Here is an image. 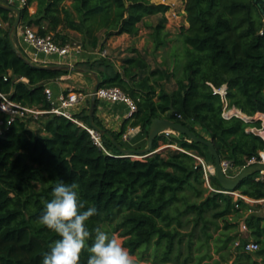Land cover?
I'll use <instances>...</instances> for the list:
<instances>
[{
    "label": "trees",
    "instance_id": "obj_1",
    "mask_svg": "<svg viewBox=\"0 0 264 264\" xmlns=\"http://www.w3.org/2000/svg\"><path fill=\"white\" fill-rule=\"evenodd\" d=\"M67 1L70 6L64 5ZM35 3L37 10L32 14ZM169 9L151 0H26L21 25L37 28L41 36L52 34L62 46L69 41L63 32L73 31L83 35L91 48L104 50L100 33L106 41L122 35L136 38L142 24L148 26V19L160 16L154 28L159 48L165 45L160 35ZM184 11L188 27H182L178 38L185 62L172 91L165 84L175 73L153 70L148 55L135 47L119 67L108 57L76 64L75 69L97 74L100 88H119L137 104V112L114 132L98 118L97 101L94 122L104 131L100 134L103 147L83 126L55 115L42 116L35 129L29 126L32 122H17L0 139V264H42L43 255L59 237L38 220L44 201L61 181L78 184L84 210L96 209L86 222L92 233L88 246L95 229L101 228L115 234L133 257H144L154 248L150 259L157 264H202L213 257L195 259L193 238L209 246L215 240L211 231L223 230L216 238L220 259L210 264L231 260L233 264H264V215L253 213L244 219L248 211L263 205L251 207L234 196L209 192L194 157L210 159L214 166L206 146L182 134L179 138L163 134L154 142V151L165 149L134 160L124 157L113 143L115 139L124 148L126 133L137 128L148 139L152 120L159 118L205 138L199 127L221 161H230L234 170L245 169L264 151V139L247 132L260 127L259 121L223 117L226 107L251 118L264 114V0H185ZM11 15L15 13L0 6V90L25 106L50 110L46 86L70 71L39 69L18 56L3 26L11 23ZM20 79L28 82H17ZM208 84L226 86L225 100ZM75 119L90 127L89 110L75 114ZM257 176L246 179L236 192L264 200V182L256 181ZM210 183L223 190L215 177ZM242 219L249 238L260 247L256 253L235 248ZM188 229L192 231L187 234ZM88 255L86 248L80 264H87Z\"/></svg>",
    "mask_w": 264,
    "mask_h": 264
},
{
    "label": "built area",
    "instance_id": "obj_2",
    "mask_svg": "<svg viewBox=\"0 0 264 264\" xmlns=\"http://www.w3.org/2000/svg\"><path fill=\"white\" fill-rule=\"evenodd\" d=\"M11 2H18L23 8L26 6V0H10ZM31 11V9H30ZM5 26V25H3ZM20 45L22 53L25 54L30 60L37 64H49L53 60L58 63L59 66L71 65V63L76 60L79 61L83 57L80 49H72L68 45H60L54 41L52 36H41L38 31H35L33 27L25 26L20 32ZM100 56L106 57L105 53H101ZM10 76L5 77V81H8ZM19 81H25V79H20ZM213 91L220 95L223 100L227 96V87L222 86L221 88H216L212 84H208ZM45 94L48 102L51 104L50 110H43L38 107L25 106L20 102L15 101L10 93H5L0 90V139L3 138L6 133L17 123H28L36 122L44 115H55L58 117L66 118L76 124L83 126L95 140L96 144L100 147L102 146L100 134L93 130L91 127L84 126L78 120L75 119V114L77 107L81 102L87 100L90 101L96 98L97 101L106 102L109 104H122L127 108L128 115L131 117L137 112V104L123 93L119 88H99L97 92L93 89L88 93L79 92L76 90H68L66 92L60 93L58 96H54L53 91L46 87ZM235 109L228 110L227 107L224 110L223 117L229 120L233 117H239L244 120V116H239L233 113ZM243 115V114H242ZM251 118V117H250ZM260 122V127H251L247 129V132L257 135L264 139V114H257L255 117L251 118ZM251 120V121H252ZM245 121V120H244ZM246 122V121H245ZM126 138V135H125ZM159 152V150L155 151ZM198 162V165L202 168L203 178L205 180V187L210 193H222L226 195H231L235 197V200H243L251 205H264V200L255 201L251 200L238 192L229 193L224 190H216L211 186V178L215 177L214 166H209L205 161L197 156H194ZM133 159L143 160L144 156H133ZM257 164L264 165V151L259 154V157H253L249 162L247 167L254 166ZM246 167V168H247ZM222 169L227 177H235L234 169L230 161L222 162ZM242 171V170H241ZM256 181L264 182V171L258 174ZM252 211L250 210L249 213ZM241 236L249 234L248 227L244 222L240 226ZM243 237L235 243L236 249H241L247 253H256L259 251V245L251 240L247 242L242 241ZM229 264H233L230 262Z\"/></svg>",
    "mask_w": 264,
    "mask_h": 264
},
{
    "label": "rangeland",
    "instance_id": "obj_3",
    "mask_svg": "<svg viewBox=\"0 0 264 264\" xmlns=\"http://www.w3.org/2000/svg\"><path fill=\"white\" fill-rule=\"evenodd\" d=\"M5 1L6 6H10L13 8H17L21 10V6L18 2H11L10 0H3ZM152 3L158 4V5H166L169 6V11L165 14L166 17V25L165 29L160 35V39L165 41V45L159 46L157 48V43L154 38V28L158 26L160 23L161 17H152L147 20V25H141V31L138 37L131 38V37H125V39L119 38V37H113L109 39L108 41L104 40V35L99 34V37L101 39V43L104 41L103 44H105V49L107 50L106 57L110 58L112 61L116 63V65L119 67L121 64V61L129 55V50L133 47L139 48L143 53H146L148 55V58L151 63V67L153 70L157 68H162L164 70H169L170 72L175 73V77L173 80L169 83H166V89L168 91H172L175 89L176 85V79H178L181 76L182 67L185 62L184 59V53L182 51V45L178 38L180 31L183 26L188 27V24L186 23L185 19V0H151ZM66 6H70V1H67L64 3ZM32 14H34L37 10V3H35L33 6ZM31 7V8H32ZM12 21L9 24H6L4 26L5 32H11L12 26L15 23L16 20V14L11 15ZM25 27V25H19L16 31L11 35V41L13 44L20 50V32ZM35 31H37V28H34ZM61 30V29H60ZM63 34H67L69 36V41L66 45L70 46L72 49H80L83 57L79 59V61H75V63H71V65H62V66H68L72 68H76V62H80V60H84L83 62H93L96 59L103 58L100 56L101 53L104 52V50L101 49V47L98 48H91L85 41L83 35L73 32V31H65ZM49 36H53L52 34H49ZM21 51V50H20ZM59 66V65H56ZM71 75L77 76L81 79L90 80V82L93 84L94 87V80L89 79L86 75L87 74H80L76 71H72ZM90 108V103L87 106V110ZM31 128H38V124L35 122H32L29 124ZM198 132L205 137V139H209V137L199 128H196ZM165 136H176L180 137L179 133L176 132H168L164 134ZM128 140V139H127ZM125 140V141H127ZM124 141V144H125ZM167 146H163L159 149V151L165 149ZM125 149H127L124 146ZM174 149H177V147H173ZM134 160H137L136 158ZM205 161V160H204ZM205 163L209 166L211 165V160H206ZM213 167V166H212ZM256 215H264V208H255V211L253 212ZM245 221L242 219L241 224H243ZM192 229L185 230V233H190ZM240 231V228H239ZM212 234H214L215 240L210 241L209 246L203 245V240L199 241L197 237L193 238V241L195 243L194 249H193V257L198 260V258H202V256H206L209 254L213 257V260H210L209 258H205L204 262L202 264H210V262L219 261L221 254L217 252V244H216V238L220 237L223 233L219 230H212ZM241 234V233H240ZM249 237V236H248ZM247 236H244L243 239L246 238V240L252 239L248 238ZM119 239V238H118ZM119 241L122 243V241L119 239ZM154 248H152L149 253H147L146 256L141 257H132L133 264H157L152 259H150V254L153 252ZM184 254H186V247L184 248ZM226 254V253H223ZM233 259V258H232ZM196 262V260H195ZM230 262L234 263V260H231ZM228 263H222V264H229ZM175 264V263H171ZM177 264V263H176ZM195 264V263H191Z\"/></svg>",
    "mask_w": 264,
    "mask_h": 264
},
{
    "label": "clouds",
    "instance_id": "obj_4",
    "mask_svg": "<svg viewBox=\"0 0 264 264\" xmlns=\"http://www.w3.org/2000/svg\"><path fill=\"white\" fill-rule=\"evenodd\" d=\"M78 184L63 181L52 189L51 198L44 201L43 212L38 223L55 232L56 239L42 257V264H80L81 253L87 248V264H133L128 250L115 234L95 229L92 236L86 222L96 214L94 207L85 209L79 199Z\"/></svg>",
    "mask_w": 264,
    "mask_h": 264
},
{
    "label": "water",
    "instance_id": "obj_5",
    "mask_svg": "<svg viewBox=\"0 0 264 264\" xmlns=\"http://www.w3.org/2000/svg\"><path fill=\"white\" fill-rule=\"evenodd\" d=\"M0 6L4 8L5 10H8L12 13L16 14V20L14 25L12 26L11 32H10V39L11 35L14 33V31L17 30L19 25L21 24V10L17 8H13L10 6H6L0 2ZM13 48L16 51L17 55L24 58V60L28 63H31L27 58L23 56V53L13 44ZM39 69H45V70H56V71H62V70H69L70 72L76 71L80 74H86L83 70L74 69L72 67L68 66H47V67H38ZM89 79L94 80V87L93 91L97 92L100 88L101 80L97 74H87L86 75ZM96 104L97 100L96 98H93L91 100V105L89 109V119H90V127L97 131L99 134L103 135L104 131H102L99 127L96 126L94 122V116L96 113ZM241 113V112H240ZM176 114V113H174ZM242 114V113H241ZM244 116V120L246 122H250L252 119L248 116ZM168 132H176L179 134H182L186 136L190 142H194L197 144H202L206 146L211 154V156L214 158V170H215V178L222 187L224 191H227L229 193H234L237 191V189L242 185V183L248 179L249 177L259 174L262 171H264V165L263 164H257L254 166L247 167L243 169L237 176L235 177H227L222 169V161L221 158L212 143V141L207 140L201 136L196 135L194 132H192L189 128L183 126L182 124L175 123L173 121L167 120V119H153L148 132V141H147V148L143 150H133V149H125L123 148L115 139H113V143L117 150L124 156V157H133V156H144L149 157L156 152L154 151V142L158 137L161 135L168 133Z\"/></svg>",
    "mask_w": 264,
    "mask_h": 264
},
{
    "label": "crops",
    "instance_id": "obj_6",
    "mask_svg": "<svg viewBox=\"0 0 264 264\" xmlns=\"http://www.w3.org/2000/svg\"><path fill=\"white\" fill-rule=\"evenodd\" d=\"M33 11V7L31 8V13ZM119 38L125 39V37H129L127 35H122L118 36ZM140 50L139 48H136ZM141 51V50H140ZM107 53V50L104 49L103 53ZM27 59L32 63L35 64L38 67H47V66H56L59 65L58 63L52 62L49 64H37L34 63L32 60H30L28 57ZM84 60H80V62H83ZM75 63V62H74ZM73 63V64H74ZM78 63V62H76ZM100 78V77H99ZM101 80V78H100ZM24 82H28L26 79ZM46 87L50 88L54 96H58L60 93L66 92L68 90H76L79 92L88 93L93 89V84L90 82V80L86 79H81L77 76L71 75V72L68 76L61 77L60 79L51 82L48 84ZM90 101H83L81 104L77 107L76 114L81 113L84 110H87V106L89 105ZM97 116L102 122L103 126L106 127L108 130L114 131V132H119L124 121L129 118L127 108L122 105V104H109L106 102H99L98 108H97ZM128 139V140H127ZM127 140V141H125ZM125 141L124 146L127 149H133V150H143L147 148V141L148 139L141 133V130L139 128L137 129H129L128 132L126 133V138H123V143ZM241 172V170H235L234 173L235 175H238ZM248 205L251 207H254L256 205H251L248 202H246ZM264 208V205L262 206ZM252 212L249 213V211L245 214V218L253 214ZM244 236H249V234L243 235ZM249 238V237H248ZM246 240V238H245Z\"/></svg>",
    "mask_w": 264,
    "mask_h": 264
},
{
    "label": "bare ground",
    "instance_id": "obj_7",
    "mask_svg": "<svg viewBox=\"0 0 264 264\" xmlns=\"http://www.w3.org/2000/svg\"><path fill=\"white\" fill-rule=\"evenodd\" d=\"M233 113H235V114H237V115H239V116H243V115L240 113V111L237 110V109H235V110L233 111Z\"/></svg>",
    "mask_w": 264,
    "mask_h": 264
}]
</instances>
